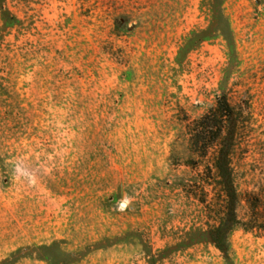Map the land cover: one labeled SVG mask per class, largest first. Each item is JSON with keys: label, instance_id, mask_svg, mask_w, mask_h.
Instances as JSON below:
<instances>
[{"label": "rangeland", "instance_id": "rangeland-1", "mask_svg": "<svg viewBox=\"0 0 264 264\" xmlns=\"http://www.w3.org/2000/svg\"><path fill=\"white\" fill-rule=\"evenodd\" d=\"M222 98L264 182V0H0V264H264L185 192Z\"/></svg>", "mask_w": 264, "mask_h": 264}, {"label": "trees", "instance_id": "trees-1", "mask_svg": "<svg viewBox=\"0 0 264 264\" xmlns=\"http://www.w3.org/2000/svg\"><path fill=\"white\" fill-rule=\"evenodd\" d=\"M231 111L225 98L219 99L196 123L191 142L198 163H203L200 182L185 188L186 194L203 207L208 236L224 254L231 250V237L235 232L264 238V182L232 181L231 160L236 146L232 138L224 134V123Z\"/></svg>", "mask_w": 264, "mask_h": 264}]
</instances>
